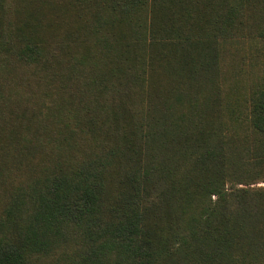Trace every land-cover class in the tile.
<instances>
[{
	"label": "trees",
	"instance_id": "trees-1",
	"mask_svg": "<svg viewBox=\"0 0 264 264\" xmlns=\"http://www.w3.org/2000/svg\"><path fill=\"white\" fill-rule=\"evenodd\" d=\"M42 5L0 0V264H251L221 46L264 38V0ZM250 103L264 153V87Z\"/></svg>",
	"mask_w": 264,
	"mask_h": 264
},
{
	"label": "rangeland",
	"instance_id": "rangeland-1",
	"mask_svg": "<svg viewBox=\"0 0 264 264\" xmlns=\"http://www.w3.org/2000/svg\"><path fill=\"white\" fill-rule=\"evenodd\" d=\"M65 1L5 0V5L8 16L15 20L31 7H41V4L61 16L66 10ZM221 53L223 74L239 77V82L234 87H227L228 85L224 84L222 96L233 93L235 95L233 100L236 95L244 96L233 119H230L225 111L220 118L225 123V137L232 141L227 150L229 162L225 168L226 190L246 191L243 205L252 214L248 217L251 221L247 228L260 243H256L253 248L254 258L251 264H264V219L260 221L254 219V213H261L260 205L264 203V153L258 149L262 136L254 130L249 121L251 92L264 87V38L251 35L229 38L221 46ZM225 79L227 78L222 77V80ZM226 98L223 96L222 103ZM233 104L238 107L237 102Z\"/></svg>",
	"mask_w": 264,
	"mask_h": 264
}]
</instances>
